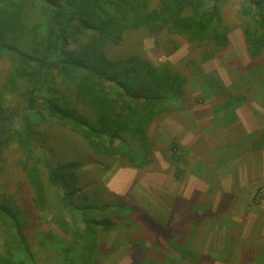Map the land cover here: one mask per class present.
Listing matches in <instances>:
<instances>
[{
    "label": "trees",
    "instance_id": "16d2710c",
    "mask_svg": "<svg viewBox=\"0 0 264 264\" xmlns=\"http://www.w3.org/2000/svg\"><path fill=\"white\" fill-rule=\"evenodd\" d=\"M231 1L156 0L151 6L150 0H0V62L10 61V93L15 98L20 93L23 103L21 111L9 115L0 97V128H6L0 129V172L5 150L12 141L18 142L17 167L31 190L28 201L23 188L18 196L5 185L6 191L0 194V264H101L100 234L116 226L114 218L123 219L120 210L126 205L119 197L108 208L100 207L98 201L97 206L78 204L77 192L87 200L74 184L76 171L84 164L65 161L55 165L64 159L54 155L46 128L56 125L80 134L101 160L100 165L114 158L126 160L134 168L148 165L153 156L154 125L188 101L190 80L171 65L155 66L137 56L112 62L105 46L119 45L127 31L152 35L167 31L183 37L205 56L206 49L227 44ZM251 8L245 4L238 12L243 10L240 21L247 53L255 59L264 52V19L262 11L258 14ZM200 76L211 83L209 98L227 96L217 76ZM18 80L21 87L16 85ZM222 105L225 103L214 105L215 115ZM235 123L234 117L223 125ZM166 140L171 141L168 162L175 167L176 163L187 164V149L173 138ZM180 150L184 152L177 159ZM20 202L28 203V209L20 207ZM89 210H93L90 217ZM106 210L111 214L102 213ZM32 223L43 231L33 233ZM40 231L45 237L36 251L29 236L35 240ZM71 234L80 239L79 245L65 239ZM48 236L57 243L50 244ZM47 252L58 261L53 263ZM141 261L134 264H149Z\"/></svg>",
    "mask_w": 264,
    "mask_h": 264
},
{
    "label": "rangeland",
    "instance_id": "374dc122",
    "mask_svg": "<svg viewBox=\"0 0 264 264\" xmlns=\"http://www.w3.org/2000/svg\"><path fill=\"white\" fill-rule=\"evenodd\" d=\"M150 1L154 6L156 0ZM245 4L258 10V14L262 11L264 19V0H256L255 4L231 1L227 9L231 20L227 44L206 49L205 56L183 37L167 31L157 35L127 31L119 45L105 46L112 62L137 56L155 66L171 65L190 80L188 101L154 125L153 156L148 165L134 168L119 158L100 165V159L80 134L56 125L46 128L54 155L64 159L55 165L61 166L65 161L84 164L76 171L74 184L84 191L87 200L77 192L78 204L97 206L98 201L100 207L108 208L110 201L119 197L126 205L120 210L123 219H113L115 227L106 232L100 229L103 232L96 243L101 264H134L143 259L149 264H264V52L255 59L247 53L240 21L243 10L238 12ZM9 69L10 61L2 60L0 97L11 115L13 110L21 111L23 103L20 93H15L16 98L10 93L13 79ZM202 73L217 74L227 96L209 98L211 83L200 76ZM16 85L21 87L22 82L18 80ZM20 90L25 92V88ZM217 103L225 105L215 115ZM234 117L238 124L233 126L239 130H227L234 127L223 124ZM165 137L187 149V164L176 163L175 167L168 162L166 153L171 141ZM255 143L258 147H254ZM8 146L1 163L0 194L6 191L5 185L18 196L23 188L28 191L24 193L28 201L31 190L17 167L20 146L15 141ZM182 152L175 157L180 159ZM26 204L20 202V207ZM92 211L87 216H92ZM95 217L101 220L99 215ZM79 218L82 224V217ZM33 225V233L43 231L41 226ZM51 226L57 229L56 225ZM41 231L35 240L29 236L36 251L44 241L45 233ZM65 237L72 244L81 243L72 234ZM47 238L50 244L57 243ZM1 245L2 240L0 252ZM178 247L182 249L178 251ZM47 254L53 263L58 261L52 252Z\"/></svg>",
    "mask_w": 264,
    "mask_h": 264
},
{
    "label": "crops",
    "instance_id": "0c3cea01",
    "mask_svg": "<svg viewBox=\"0 0 264 264\" xmlns=\"http://www.w3.org/2000/svg\"><path fill=\"white\" fill-rule=\"evenodd\" d=\"M206 75H208V74H206ZM209 75H211V76H217L218 78H219V76L217 75V74H215V73H212V74H209ZM220 79V78H219ZM221 80V79H220ZM216 117V116H215ZM239 125H241V124H239ZM227 130H235V127L234 128H232V129H227ZM239 130V129H238ZM238 130H236V131H238ZM244 131L246 132V130L244 129ZM244 173H245V171H243V173L241 174L242 176H244ZM244 179V178H243ZM247 181V179H245V182ZM248 182V181H247Z\"/></svg>",
    "mask_w": 264,
    "mask_h": 264
},
{
    "label": "water",
    "instance_id": "95a60500",
    "mask_svg": "<svg viewBox=\"0 0 264 264\" xmlns=\"http://www.w3.org/2000/svg\"><path fill=\"white\" fill-rule=\"evenodd\" d=\"M4 129H6V128H2L1 130L3 131Z\"/></svg>",
    "mask_w": 264,
    "mask_h": 264
}]
</instances>
